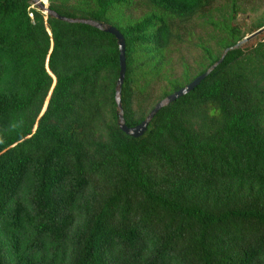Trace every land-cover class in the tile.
<instances>
[{"label": "trees", "instance_id": "16d2710c", "mask_svg": "<svg viewBox=\"0 0 264 264\" xmlns=\"http://www.w3.org/2000/svg\"><path fill=\"white\" fill-rule=\"evenodd\" d=\"M46 1L121 34L127 127L245 36L232 3L200 69L153 96L148 79L214 0ZM117 75L113 35L0 0V264H264V36L136 138L117 125Z\"/></svg>", "mask_w": 264, "mask_h": 264}, {"label": "rangeland", "instance_id": "374dc122", "mask_svg": "<svg viewBox=\"0 0 264 264\" xmlns=\"http://www.w3.org/2000/svg\"><path fill=\"white\" fill-rule=\"evenodd\" d=\"M232 3L239 8L234 15L233 23L237 24L245 36L254 32L252 25L264 15V0H214L204 15L194 17L186 24V31L190 32L189 35H184L182 42L171 46L168 55L165 54V60L158 71V76L148 79L154 92L153 96L159 95L167 81L181 78L184 71H187L190 76L200 69L199 63L203 62L201 47L215 49L213 41L220 32L213 23L231 14ZM142 10L134 9L130 13L133 17H137L143 12ZM263 36L264 30L248 38L243 46H251Z\"/></svg>", "mask_w": 264, "mask_h": 264}, {"label": "water", "instance_id": "95a60500", "mask_svg": "<svg viewBox=\"0 0 264 264\" xmlns=\"http://www.w3.org/2000/svg\"><path fill=\"white\" fill-rule=\"evenodd\" d=\"M32 2V5H34L39 11H41L44 14L56 17L60 20L66 21V22H73V23H85L92 27H95L97 29L103 30L111 35L114 36L116 39V45L118 50V75L117 79L115 81L114 85V103L116 106V116H117V125L118 128L125 133L128 136H131L133 138L139 137L146 129L147 123L150 121V119L154 116V114L163 106L167 105L168 103L174 101L178 97L188 93L191 91L198 83L201 81L217 64L220 63L222 60V57L224 56L225 52L229 49L241 47L243 43L250 37L254 36L255 34L261 32L264 30V26L260 27L256 31L252 32L248 36H244L241 40L236 42L233 46L228 47L223 50L221 56L212 63L203 73L200 75L194 77L189 83L181 87L180 89L172 92L171 94L165 96L158 102H156L153 107L148 111L144 119L137 125L132 127H127L124 125L122 120V111L119 104V95H120V86L123 80L124 70H125V64H124V42L121 34L112 26L102 24L99 22H95L92 20H82V19H68L61 16L56 15L54 12L48 10L47 8V1L45 0V3H43L40 0H30ZM48 32V31H47Z\"/></svg>", "mask_w": 264, "mask_h": 264}, {"label": "bare ground", "instance_id": "6f19581e", "mask_svg": "<svg viewBox=\"0 0 264 264\" xmlns=\"http://www.w3.org/2000/svg\"><path fill=\"white\" fill-rule=\"evenodd\" d=\"M41 1V0H40Z\"/></svg>", "mask_w": 264, "mask_h": 264}]
</instances>
